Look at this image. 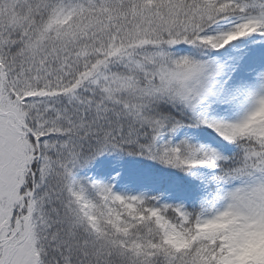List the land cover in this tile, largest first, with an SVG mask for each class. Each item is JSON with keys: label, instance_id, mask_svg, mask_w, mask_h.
Returning <instances> with one entry per match:
<instances>
[{"label": "snow or ice", "instance_id": "6c2138e0", "mask_svg": "<svg viewBox=\"0 0 264 264\" xmlns=\"http://www.w3.org/2000/svg\"><path fill=\"white\" fill-rule=\"evenodd\" d=\"M0 264H264V0H0Z\"/></svg>", "mask_w": 264, "mask_h": 264}]
</instances>
